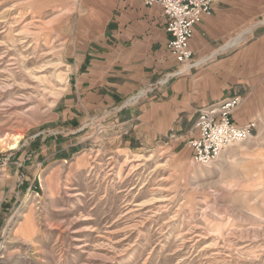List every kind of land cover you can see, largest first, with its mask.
Wrapping results in <instances>:
<instances>
[{"label":"rangeland","instance_id":"374dc122","mask_svg":"<svg viewBox=\"0 0 264 264\" xmlns=\"http://www.w3.org/2000/svg\"><path fill=\"white\" fill-rule=\"evenodd\" d=\"M81 2L0 0V142L22 137L0 144V264H264L262 60L254 136L196 165L187 142L120 123L145 91L79 112L65 38ZM252 2L259 35L264 0Z\"/></svg>","mask_w":264,"mask_h":264},{"label":"crops","instance_id":"0c3cea01","mask_svg":"<svg viewBox=\"0 0 264 264\" xmlns=\"http://www.w3.org/2000/svg\"><path fill=\"white\" fill-rule=\"evenodd\" d=\"M253 6L252 0H214L213 14L195 27L191 64L181 65L170 52L168 19L159 4L82 0L72 35L68 30L65 38L69 59L80 71L79 112L105 114L145 91L137 115L120 123L136 121L138 136L146 139L141 141L174 136L173 144L185 141L191 153L188 142L198 136L199 112L211 104L240 96L234 119L246 126L254 118L251 97L259 79L251 66L264 63V32L256 35L251 28Z\"/></svg>","mask_w":264,"mask_h":264},{"label":"built area","instance_id":"2783aa9c","mask_svg":"<svg viewBox=\"0 0 264 264\" xmlns=\"http://www.w3.org/2000/svg\"><path fill=\"white\" fill-rule=\"evenodd\" d=\"M146 3L159 4L163 8L171 36L170 52L179 64H191L193 52L190 43L194 37L195 27L205 17L213 14L214 0H146ZM241 103L242 98L234 96L211 104L199 112L195 122L198 136L188 142L194 164L211 166L227 148L254 136L257 129L256 121L239 126L234 119V113Z\"/></svg>","mask_w":264,"mask_h":264},{"label":"bare ground","instance_id":"6f19581e","mask_svg":"<svg viewBox=\"0 0 264 264\" xmlns=\"http://www.w3.org/2000/svg\"><path fill=\"white\" fill-rule=\"evenodd\" d=\"M21 139H22L21 136H13L11 139L9 137H5L2 139L0 144L1 147L14 149L19 145Z\"/></svg>","mask_w":264,"mask_h":264}]
</instances>
